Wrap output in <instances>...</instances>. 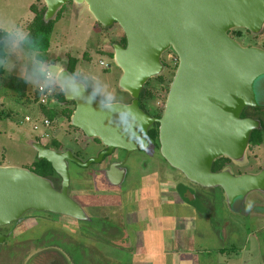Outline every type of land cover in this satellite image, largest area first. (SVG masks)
<instances>
[{"label":"water","instance_id":"95a60500","mask_svg":"<svg viewBox=\"0 0 264 264\" xmlns=\"http://www.w3.org/2000/svg\"><path fill=\"white\" fill-rule=\"evenodd\" d=\"M44 23L57 18L68 2L86 9L103 28L117 24L125 46L111 43L112 59L120 69L118 88L130 95L117 110H102L95 103L64 94L74 103L69 125L108 148L128 152L146 148L148 129L158 122L160 153L188 180L203 187H219L228 204L252 191L264 194V167L255 173L233 175L230 167L211 170L225 157L244 164L258 119L242 117L247 107H260L255 81L264 76V48L243 46L229 32L264 29V0H42ZM171 50L177 67L170 80L159 118L138 105L149 79L161 76L162 56ZM59 68L67 72V63ZM132 109L121 119L117 111ZM30 146L61 177L56 189L51 180L23 167L0 166V227L18 222L29 211H48L83 218L81 206L67 194L68 152L58 153L36 140ZM109 176V172L107 173ZM13 177H16L13 179ZM1 241V235H0ZM25 264H70L56 247L35 250Z\"/></svg>","mask_w":264,"mask_h":264},{"label":"rangeland","instance_id":"374dc122","mask_svg":"<svg viewBox=\"0 0 264 264\" xmlns=\"http://www.w3.org/2000/svg\"><path fill=\"white\" fill-rule=\"evenodd\" d=\"M34 2L40 6L44 4L42 0H0V19L13 21L26 28L33 17L30 5ZM243 32L235 37L243 46L264 48V29L258 35ZM121 33L117 24L103 28L89 11L85 8L83 11L76 10L73 3L69 2L65 5L62 16L54 22L47 61L60 67L66 65L70 56L78 58L75 70L84 69L97 76L115 92L121 103H128L130 95L118 88L121 71L106 54L112 53L110 44L113 39H120ZM99 61L109 67H104ZM162 61L165 68L161 75L170 81L177 67V57L168 50L163 54ZM9 75L20 77L19 65L12 71L5 70L3 77L7 78ZM4 81L2 79L1 82L0 79V112L10 111V114L0 113V166L26 168L36 155L29 143L35 140L39 131L34 132L31 125L23 121V116L28 113L35 115L38 107L34 103L24 105L15 93L3 89L1 83ZM254 89L260 105L256 108V117L261 118L264 113V76L255 81ZM34 90L35 87L27 84V96L33 98ZM153 90L156 98L151 104L162 111L167 90L159 86H155ZM49 106L58 107L54 102H50ZM57 121V125L50 128L49 132L61 144H68L69 141L74 147L84 146L87 142L85 139L73 140L64 134L69 133V119L61 118ZM41 143L49 145L45 140ZM234 165L245 173L260 170L264 167V143L248 149L244 164ZM127 167L125 182L113 193L117 203L116 215L112 214L113 220H100L111 225L108 228L111 244L107 243L109 245L102 248L110 261L114 260L113 256L118 248H122L123 251L134 249L136 259L151 264H264V218L252 214L264 215L262 192L252 191L245 198L235 200L232 207L225 202L221 203L219 198H214L213 201L217 203L209 204V208L199 201L177 197V190L170 185L161 184V187L158 179L170 176L172 168L168 167L153 146L132 152L127 160ZM89 170L87 167H81L80 172L71 170V185L76 181L89 193L83 197L76 196L85 207L87 199L101 198L104 194L87 182L91 175ZM78 175L81 176L76 180ZM70 193L72 194L71 190ZM249 202L251 208L247 209ZM93 211L96 213L97 209L93 208ZM41 217L38 220L35 215H27L17 224L11 241H21L24 238L32 240L39 236V229L42 231L50 226L78 235L74 227L67 224L72 223L70 219L55 217V221H52ZM139 218L142 221L134 223ZM100 225L101 223L98 227ZM33 247L30 244L25 254L30 256L35 250ZM222 248L224 252L220 250ZM10 253L12 252L5 248L2 258L6 259ZM125 253L129 254L128 251ZM125 253L123 257H127ZM21 259L24 260L25 256Z\"/></svg>","mask_w":264,"mask_h":264},{"label":"flooded vegetation","instance_id":"af4514ba","mask_svg":"<svg viewBox=\"0 0 264 264\" xmlns=\"http://www.w3.org/2000/svg\"><path fill=\"white\" fill-rule=\"evenodd\" d=\"M120 39L118 40L113 39L112 43H118L121 46H125V44L120 43ZM130 101L131 98L129 102ZM55 103L56 105H58V107L61 108H69L72 109V111L74 109L73 102L56 101ZM138 105H139V98H138ZM141 109L151 118H159L162 112L159 111L155 113L154 111H148V109H144V108ZM155 109L158 108L155 107ZM245 117H252L259 120V118L256 116H245ZM158 125H159L158 122H154L149 127L148 129L149 144L146 148L143 149H148L153 146V148H156L158 155L164 160V162H166L168 167L172 168V173L169 174L170 176H167L165 179L164 177L158 179L161 182V183L159 182L160 185L161 184L170 185L172 189L174 188L175 191L177 190L175 192L177 194V197L179 198L185 197L186 200L188 201L191 200L194 202L199 201L200 204H204V206L206 205L207 207H209L208 206L209 204L213 205L214 203H217V201L216 202L213 201L214 198L215 199L219 198L221 203L225 202L228 204L224 191L221 188L203 187L201 185L193 183L190 180H188L180 171L171 167L168 164V162L163 158V156L160 153V144L158 140ZM152 127L155 128V131L157 133L155 139H152L149 134L150 129ZM68 128L70 129L69 133L64 132V134L68 135L73 140L85 139L87 142L84 144V146H82L81 148L80 147L77 148L74 147V145H70L69 141L68 144L63 145L57 140V138L53 134L50 136L49 139L45 140L48 142L49 145L42 144L41 143L42 139H39L36 136H35V140L41 143L44 147L48 149H52L58 153L63 154L68 152L71 158L74 159V160L67 159V170L69 174V185L67 188V194L81 206L84 216L83 218L76 219L73 217L56 214L48 211L31 210L27 212L18 222H13L9 225L0 227V235H1L0 264H24L27 261V258L29 257V254L27 255L25 253L26 250H28V248L30 247V244H33L34 246L33 248H35V250L44 247H56L64 253L70 264H151V263H146L143 260L141 261L140 259H136L134 256L135 254L134 253L135 251H133L134 249L125 250L129 252V254H127L125 253V251H123L122 248H118V252H116V254L113 256L114 260H111L112 262L107 257V254L105 255L102 250V248H106L109 244H111L110 243L111 238L109 235L110 230L108 229L110 228L111 225H107L105 221L110 219L113 220L112 214L116 215L117 203H115L113 193L116 192V189L119 188L125 182L128 176L127 160L130 154L134 151H139L143 149H137L128 152L127 150L124 149L114 148L112 151L108 152V148L104 146L99 141V139L87 138L81 130L72 127L70 125ZM35 154L36 155L34 160L31 162L29 167H26L27 169L31 170L34 173H36L37 170V159L41 160L37 157V152ZM222 158L225 159L224 157H219L212 163L211 170L213 172H220L225 168L230 167L231 172L233 171L232 172L233 175H239L245 173L240 168L235 167L234 163H231L229 159L227 161H224L223 164L219 165L220 162L219 160H221ZM81 167H87L90 169L89 171L91 175H90V179L87 182L91 183V186H93L97 191L104 193L102 195L103 198L102 197L94 198V199L86 198L88 201L87 207H85L76 198V196L83 197L88 195L89 193L87 194L86 192L87 189H85L86 190L85 191L81 187V184H77L76 181H74L75 184L73 183V185H71V181H70L71 170L76 169L78 172H80ZM258 171L259 170L255 172ZM108 172H109V176H107ZM79 176L81 175L76 176L75 179L78 180ZM45 178L51 180L56 189L58 190L60 189L61 177L54 170L52 174H50L48 177ZM70 190L72 194L70 193ZM233 202L235 201H232L229 204L231 207ZM93 208L97 209L96 213L93 211ZM29 214L35 215L38 218V220L42 219L41 216H43V219L45 218V220H52V221H55V217H63L70 219L72 220V223H67V224L74 227L78 235L74 236L75 235L74 233H69L64 229H59L50 226V227H46L42 231H40V229L38 228L39 236L33 237L32 240H30V238L28 239L24 238L21 241L18 240L11 241L13 231L16 228L17 224H19L22 220H24L26 216ZM39 214H43V215H39ZM252 214L253 216L256 217L262 216V218H264V215L262 214H254V213ZM103 219L105 221L102 223L100 220ZM141 221L142 219L140 218L135 219L134 223H140ZM99 223H101V225L98 227ZM159 225H161V222L159 223ZM106 227L107 229H105ZM5 248L7 249L8 252H12V253H10V255L6 259H3L2 253L5 250ZM220 250L224 252L223 248ZM23 253L24 255H22ZM124 253L126 254L127 257H123ZM22 256H25L24 260L21 259Z\"/></svg>","mask_w":264,"mask_h":264},{"label":"clouds","instance_id":"9594fccd","mask_svg":"<svg viewBox=\"0 0 264 264\" xmlns=\"http://www.w3.org/2000/svg\"><path fill=\"white\" fill-rule=\"evenodd\" d=\"M0 33L4 37V43L0 45V68L12 71L19 65L20 78L42 94L75 93L78 98L95 103L102 110L119 109L120 100L115 92L97 76L84 69L67 72L46 61L35 37L23 26L0 19ZM132 112L130 108L121 109L117 115L123 119ZM246 208H251L250 202Z\"/></svg>","mask_w":264,"mask_h":264},{"label":"trees","instance_id":"16d2710c","mask_svg":"<svg viewBox=\"0 0 264 264\" xmlns=\"http://www.w3.org/2000/svg\"><path fill=\"white\" fill-rule=\"evenodd\" d=\"M64 9H65V5L59 11L58 16L55 20L49 21L48 23H44L42 19V15L45 10L44 4L40 6L36 2H34L30 5V10L32 11L33 17L27 23L26 29L30 32V34L33 37H35L36 41L39 44L42 57L46 61H47V52L49 50L51 38L53 35L54 22L62 16ZM234 30H232L234 32L230 31L231 34L233 33L235 34L232 36L233 38L238 37L241 34H243L244 33L243 31L248 32L247 30H244V29H234ZM125 42H126L125 37L122 34L120 43L125 44ZM3 43H4L3 33H0V45H2ZM106 54H108L112 58V53L108 52ZM78 62H79L78 58L70 56L67 60L68 71L73 72ZM4 73H5V70L3 68H0L1 82H2V79L5 80L3 84L1 83L3 89L11 90L13 93H15L18 97V100H20L24 105H29L31 103L36 104L37 93L35 92V90H34L33 98H30L29 96H27V83L24 80H22L20 77L15 76V75H9V76H6L7 78H4L3 77ZM169 82L170 81L166 80L162 75L156 78H153V79H149L146 82L145 88L142 89L139 95L140 107L144 109H148V111H154L155 113L159 112L160 110L155 109V106L151 104L152 101H154V99L156 98L155 91L153 89L155 86H159L160 88H164L165 90H167ZM55 96H56L57 101H60V102L65 101L63 93L57 92ZM37 107H38L37 111L40 114V116L47 118L51 121L52 128L57 125L58 119H61V118L69 119L72 113V109H69V108H61V107H56V106L54 107L37 106ZM256 112H257L256 108L247 107L243 110L241 116L242 117L256 116ZM0 113L4 115H9L10 111L5 112L4 110H2ZM259 120L261 122V128L252 131L250 140H249V148H252L254 146H258L264 143V113H263V116L259 118ZM149 134L152 139H155L157 133L154 127L150 129ZM227 160H228L227 158L225 159L222 158L221 160H219L220 162L219 161L217 162H219V165H220V164H223L224 161H227ZM36 173L39 174L40 176L48 177L50 174L53 173V168L51 167V164L45 159H41V160L37 159Z\"/></svg>","mask_w":264,"mask_h":264},{"label":"built area","instance_id":"2783aa9c","mask_svg":"<svg viewBox=\"0 0 264 264\" xmlns=\"http://www.w3.org/2000/svg\"><path fill=\"white\" fill-rule=\"evenodd\" d=\"M99 63L103 65L104 67H109V65L103 63L102 61H99ZM35 92L37 93V100H36L37 106L50 107L49 106L50 102L55 103L57 101L55 97L56 93L52 95L42 94L36 88H35ZM23 121L30 124L34 132L39 131V133L36 135L37 138L39 139L47 140L52 135L49 132V129L52 128L51 121L47 118L40 116L38 111L36 112L35 115L30 114V113L25 114L23 116Z\"/></svg>","mask_w":264,"mask_h":264},{"label":"crops","instance_id":"0c3cea01","mask_svg":"<svg viewBox=\"0 0 264 264\" xmlns=\"http://www.w3.org/2000/svg\"><path fill=\"white\" fill-rule=\"evenodd\" d=\"M69 3V2H68ZM70 3H72V2H70ZM74 5V4H73ZM76 10H79V11H83L84 9H77V8H75Z\"/></svg>","mask_w":264,"mask_h":264}]
</instances>
